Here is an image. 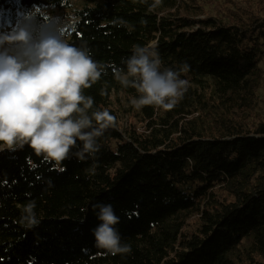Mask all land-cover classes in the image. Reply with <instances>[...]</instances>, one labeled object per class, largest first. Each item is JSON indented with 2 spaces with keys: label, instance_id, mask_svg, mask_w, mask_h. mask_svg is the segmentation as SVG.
Here are the masks:
<instances>
[{
  "label": "trees",
  "instance_id": "obj_1",
  "mask_svg": "<svg viewBox=\"0 0 264 264\" xmlns=\"http://www.w3.org/2000/svg\"><path fill=\"white\" fill-rule=\"evenodd\" d=\"M65 1L0 0V10ZM185 1L152 8L155 0H98L76 10L67 42L104 65L82 89L93 99L86 112L107 109L115 124L83 161L75 155L79 140L60 162L27 144L0 151V264H264V119L248 127L233 117L252 108L262 78L264 0H256L263 10L231 12L230 21L182 14ZM137 45H154L161 70L191 81L171 109L139 108L141 132L121 128L113 105L115 94L130 106L141 95L114 75L126 73L123 61ZM207 82L213 89H202ZM32 201L39 223L28 228L22 208ZM98 203L112 205L129 252L96 246Z\"/></svg>",
  "mask_w": 264,
  "mask_h": 264
},
{
  "label": "clouds",
  "instance_id": "obj_2",
  "mask_svg": "<svg viewBox=\"0 0 264 264\" xmlns=\"http://www.w3.org/2000/svg\"><path fill=\"white\" fill-rule=\"evenodd\" d=\"M160 3L155 0L151 7ZM63 27V20L49 14L43 22L29 16L0 32V151H16L27 144L37 154L60 162L70 158L79 140L83 147L75 155L83 161L85 153L94 155L99 150L96 138L115 124L116 118L107 109L87 114L93 99L83 95L82 89L100 78L104 65L94 61L86 49L68 43ZM123 63L126 73L114 69V75L123 86L141 94L132 100L137 108L171 109L187 90L188 81L180 78L179 71L161 70L154 45H137ZM86 128L91 130L83 131ZM93 207L99 209L101 221L91 230L96 246L112 255L129 252L114 227L119 217L112 205ZM34 208V201L22 208L21 223L28 228L39 223Z\"/></svg>",
  "mask_w": 264,
  "mask_h": 264
},
{
  "label": "rangeland",
  "instance_id": "obj_3",
  "mask_svg": "<svg viewBox=\"0 0 264 264\" xmlns=\"http://www.w3.org/2000/svg\"><path fill=\"white\" fill-rule=\"evenodd\" d=\"M98 0H95V2ZM90 0H66L61 7H33L28 10H16L11 12L10 9L0 10V32L10 30L13 26L17 25L18 21L31 16L32 19L37 22H43L45 19L51 17H58L64 21L63 33L66 37L67 29L75 21V12L86 4L95 3ZM183 8H181L182 14H187L194 18H204L205 16H216L224 21H230L231 12L242 13L248 8L252 11H261L262 4L257 5L256 0H186ZM197 6H201L200 9ZM204 8V9H203ZM205 10V11H204ZM167 11V10H166ZM165 11V12H166ZM192 11V12H190ZM204 11V12H203ZM264 15V11L259 13ZM259 66L262 70V78L260 85L255 91V100L252 108L245 112L233 113L235 120H239L243 125L248 127L257 124L264 119V45H261L260 62ZM188 85L191 81L187 79ZM212 88L210 82H207L202 89ZM113 105L119 109L118 124L121 128L129 127L141 132L144 130L145 122L142 120L141 111L135 106H130V101L123 96H113ZM200 112H196L195 115L199 116ZM202 118H209L204 112L200 115ZM210 126H216L208 123ZM198 214L192 215L188 220L187 230L195 232L199 224Z\"/></svg>",
  "mask_w": 264,
  "mask_h": 264
}]
</instances>
